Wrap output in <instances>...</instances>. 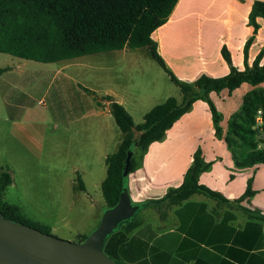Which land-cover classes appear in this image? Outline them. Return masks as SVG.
Returning a JSON list of instances; mask_svg holds the SVG:
<instances>
[{
  "label": "crops",
  "instance_id": "0c3cea01",
  "mask_svg": "<svg viewBox=\"0 0 264 264\" xmlns=\"http://www.w3.org/2000/svg\"><path fill=\"white\" fill-rule=\"evenodd\" d=\"M253 1L178 0L167 20L151 32L157 52L181 80L193 81L201 73L220 77L229 71L221 55L222 46L228 51L232 64L242 69L243 46L252 36L247 51V63L250 65L258 52L264 49V20L256 18L258 28L255 31L248 24ZM133 47L137 50L144 48L125 44L121 48L54 62L77 60L102 52L126 51ZM260 63H264V52ZM68 65L63 64L58 69ZM37 71L40 73L42 70ZM15 85L13 83L12 86L17 90ZM258 87H264V82ZM254 88L243 82L230 92L226 88L209 92L220 114L221 136L215 132L207 102L197 99L165 131L162 139L148 145L137 167L126 177L130 201L138 208L117 228V233L125 234L116 251L118 261L124 264H264V218L248 215L242 210L244 207L264 216V164L237 166L224 140L228 119L239 110L243 95ZM88 89L91 91L87 93L89 100L81 97L84 102L74 109H84V115L108 118L111 115L108 102ZM20 92L21 95L16 94L12 101L2 99L8 114L4 120L10 122L12 132L22 136L28 144L41 148L46 127L44 110L24 103L28 97L22 90ZM106 94L128 111L123 94L110 88ZM154 104L144 110L142 116ZM262 134L260 147H264ZM197 148H200L208 165L199 174V183L219 192L225 201L201 193L192 194L178 205L154 201L182 182ZM110 152L100 153V164L104 165V158ZM131 153L137 159L140 156L136 148ZM72 166L79 168L77 163ZM247 186H250L252 195L236 201ZM131 225L134 226L127 230Z\"/></svg>",
  "mask_w": 264,
  "mask_h": 264
},
{
  "label": "trees",
  "instance_id": "16d2710c",
  "mask_svg": "<svg viewBox=\"0 0 264 264\" xmlns=\"http://www.w3.org/2000/svg\"><path fill=\"white\" fill-rule=\"evenodd\" d=\"M177 1L0 0V52L39 62H54L121 48L125 44L142 46L178 87L180 100L168 96L147 110L138 124H134L130 113L112 96L106 94L100 97L108 102L109 112L121 132L116 148L104 158L105 177L100 183V189L105 206H113L120 193L127 190V174L137 167L148 145L162 139L165 131L195 100L207 102L215 132L221 136L220 114L210 99L209 92H219L224 88L230 92L243 82L255 88L243 95L239 110L228 119L224 140L237 166L264 164V147L258 145L260 134L264 133V87H258L264 82V63H260L264 49L248 65L247 51L253 37L247 38L243 46L244 67L238 69L232 64L225 46H222L221 55L229 66L225 75L213 77L201 73L193 81L179 79L159 55L156 43L151 38V32L167 20ZM257 17L264 20V0H254L248 13V24L254 31L258 28ZM7 69L8 67L0 68V73ZM135 148L139 151L138 159L131 153ZM207 166L200 148H197L182 182L169 188L161 198L154 201L178 205L194 193L225 201L219 192L199 183V174ZM78 180L82 189L79 176ZM10 182V174L0 169V213L6 218L47 232L45 225L28 219L19 212L18 207L2 201V192ZM252 193L250 186H247L236 201L246 199ZM242 210L248 215L264 218L253 213L258 211H250L244 207ZM125 220L120 221L117 228ZM132 226L134 225L127 230ZM117 228L105 237L102 246L103 252L115 260L117 248L125 239V234L117 233ZM85 236L81 235L78 241Z\"/></svg>",
  "mask_w": 264,
  "mask_h": 264
},
{
  "label": "rangeland",
  "instance_id": "374dc122",
  "mask_svg": "<svg viewBox=\"0 0 264 264\" xmlns=\"http://www.w3.org/2000/svg\"><path fill=\"white\" fill-rule=\"evenodd\" d=\"M134 49L64 62H39L0 52V68L8 67L0 73V169L11 177L1 198L28 219L45 225L49 234L79 242L81 235L96 227L107 207L100 189L105 166L99 155L114 150L121 132L111 115L95 117L74 109L84 102L81 97L89 100L88 88L98 96L109 88L123 94L134 124L155 102L167 96L180 99L178 87L149 52ZM20 90L28 97L22 95L24 103L44 110L41 148L12 132L10 122L4 120L8 114L2 99L12 101Z\"/></svg>",
  "mask_w": 264,
  "mask_h": 264
},
{
  "label": "water",
  "instance_id": "95a60500",
  "mask_svg": "<svg viewBox=\"0 0 264 264\" xmlns=\"http://www.w3.org/2000/svg\"><path fill=\"white\" fill-rule=\"evenodd\" d=\"M128 192L106 207L96 227L79 242L61 239L0 213V264H119L102 249L103 241L120 221L130 218Z\"/></svg>",
  "mask_w": 264,
  "mask_h": 264
}]
</instances>
